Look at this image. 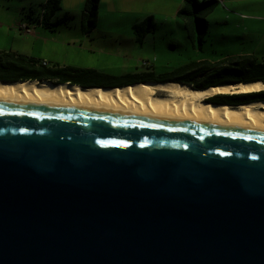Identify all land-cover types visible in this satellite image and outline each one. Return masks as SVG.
Here are the masks:
<instances>
[{"label": "water", "instance_id": "water-1", "mask_svg": "<svg viewBox=\"0 0 264 264\" xmlns=\"http://www.w3.org/2000/svg\"><path fill=\"white\" fill-rule=\"evenodd\" d=\"M232 130L0 105V264H264V131Z\"/></svg>", "mask_w": 264, "mask_h": 264}, {"label": "rangeland", "instance_id": "rangeland-1", "mask_svg": "<svg viewBox=\"0 0 264 264\" xmlns=\"http://www.w3.org/2000/svg\"><path fill=\"white\" fill-rule=\"evenodd\" d=\"M46 1L0 0V50L49 69L93 70L100 76L84 77L92 84L170 78L203 89L264 82V0H218L202 43H192L177 18L184 0H100L89 33L82 30L86 0H62L49 28L40 23ZM149 17L154 28L138 42L134 27L149 26Z\"/></svg>", "mask_w": 264, "mask_h": 264}, {"label": "bare ground", "instance_id": "bare-ground-1", "mask_svg": "<svg viewBox=\"0 0 264 264\" xmlns=\"http://www.w3.org/2000/svg\"><path fill=\"white\" fill-rule=\"evenodd\" d=\"M262 91V82L219 85L206 90L180 83H141L113 89H86L48 81L0 82V105L111 113L149 121L264 131V101L238 107L208 103L209 99L220 94Z\"/></svg>", "mask_w": 264, "mask_h": 264}, {"label": "trees", "instance_id": "trees-1", "mask_svg": "<svg viewBox=\"0 0 264 264\" xmlns=\"http://www.w3.org/2000/svg\"><path fill=\"white\" fill-rule=\"evenodd\" d=\"M61 3L62 0H47L45 2L43 6V12L40 18V23L43 26L47 28L52 26V22L56 13L61 10ZM99 3L100 0L85 1L84 10L82 13V30L85 33H89L96 28ZM219 3L220 2L218 0H184L182 8L177 12V18L181 21L183 29L192 43H195L196 38L200 43H202L203 37L208 32L206 18L214 12V10L218 7ZM68 18L69 16H65L58 22H64ZM145 22H149L150 25L146 27H134L136 34H138L139 36L138 42H141L142 37L145 36L147 33L152 32L154 28L152 17L147 18ZM44 71H47L54 75L72 72L80 75V78L82 79H85L84 77L89 75H93L94 77L100 76L97 72L93 70H79L74 68L49 69L44 67L42 64L37 63L33 59L27 58L23 55L0 50V82L14 83L29 80L45 82L48 78L40 79V77L38 76ZM256 81L261 80H240L237 83ZM65 82L66 80H62L60 84H63ZM73 85L82 88H90L85 87L75 81Z\"/></svg>", "mask_w": 264, "mask_h": 264}, {"label": "flooded vegetation", "instance_id": "flooded-vegetation-1", "mask_svg": "<svg viewBox=\"0 0 264 264\" xmlns=\"http://www.w3.org/2000/svg\"><path fill=\"white\" fill-rule=\"evenodd\" d=\"M72 75V76H69ZM40 79L42 78H48L46 81L54 83V84H60L62 80H66L65 83L63 84H70L73 85L74 81L80 83L81 85L85 87H101V88H121L124 86H130V85H136V84H141V83H157V84H163V83H180L187 85L186 83H183L179 80L175 79H170V78H163V79H136V80H131L127 82L126 84H116V85H102V84H92L93 82L82 79L80 78L81 76L72 72H67L63 74H58L54 75L51 74L47 71H44L43 73H40L38 75ZM93 76V75H92ZM190 86V85H188ZM209 88V87H207ZM206 89V88H203ZM264 101V91L258 92V93H253V95H247V94H224V95H217V97L209 99L208 103H212L215 105H220V104H229L230 106H241L242 104H250L254 102H260ZM223 128L222 130L225 131H237V130H232L233 128H226V127H220L219 129ZM231 129V130H230ZM243 132V131H241ZM248 132V131H244Z\"/></svg>", "mask_w": 264, "mask_h": 264}, {"label": "crops", "instance_id": "crops-1", "mask_svg": "<svg viewBox=\"0 0 264 264\" xmlns=\"http://www.w3.org/2000/svg\"><path fill=\"white\" fill-rule=\"evenodd\" d=\"M100 2H101V1H100ZM99 4H100V3H99ZM84 5H85V4H84ZM182 6H183V5H182ZM181 8H182V7H181ZM181 8H180V9H181ZM180 9H179V10H180ZM61 10H62V8H61ZM61 10H60V11H61ZM98 10H99V6H98ZM179 10H178V11H179ZM178 11H177V12H178ZM98 15H99V11H98ZM55 16H56V15H55ZM65 16H68V15H65ZM65 16H64V17H65ZM54 18H55V17H54ZM260 82H261V81H260ZM124 87H126V86H124ZM121 88H122V87H121Z\"/></svg>", "mask_w": 264, "mask_h": 264}]
</instances>
